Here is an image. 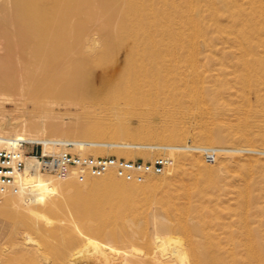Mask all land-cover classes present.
Masks as SVG:
<instances>
[{
    "label": "bare ground",
    "instance_id": "6f19581e",
    "mask_svg": "<svg viewBox=\"0 0 264 264\" xmlns=\"http://www.w3.org/2000/svg\"><path fill=\"white\" fill-rule=\"evenodd\" d=\"M77 1H17L20 39L12 42L11 36L5 35V44L0 43V139H23L44 145L57 142L64 145L63 149L66 145L73 146L72 151L84 156L89 152H108L134 159L135 154L155 152L152 149L157 146L175 148L177 145L165 143L186 139L188 130L181 125L187 116L183 111L187 103L199 111L190 113L196 120L218 112L264 113V0H102V7H78ZM219 4L223 7H217ZM73 20L79 24L93 22L99 32H89L76 44H70L68 34ZM200 42L208 51L202 61L197 58ZM215 43L230 46L227 50H219ZM218 55L224 59H217ZM14 57L17 61H13ZM196 77L202 78L199 88ZM193 80L196 86L189 84ZM250 93L256 95L257 108L262 110H254L250 105L252 101L249 106L240 103V99H248ZM225 94L234 96L230 103H226ZM54 99L69 105L112 103L113 108L100 119L102 121L84 123L70 130L62 131L58 125H51L50 133L63 139L41 138L46 129L36 122L18 117L12 122L6 119L10 111L6 110L8 105L48 103ZM87 116L92 119L89 114ZM133 118L139 121L135 132L129 126ZM155 120L160 121V126L154 125ZM66 138L80 139L70 141ZM197 139L202 143H214L210 130L198 133ZM261 140L264 143V138ZM232 141L251 140L238 137ZM216 149L233 155L242 152L264 155V151L253 149ZM182 153L195 154L172 151L173 159L183 157L172 169L179 176H188L194 183L188 186L184 182L167 181L166 184L175 187L176 192L163 190L165 193L161 194L163 197L159 202L167 207L168 214L177 218L179 222L173 230L182 233L188 243L182 247L181 240L173 238L172 230L158 234L154 237V248L147 242L144 252L136 250V254L141 252L140 258H134L133 251L118 248L114 243L100 242L96 237L109 235L112 242L125 240L110 228L112 223L121 219L127 210L137 218L140 207L150 204L158 194L161 183L148 180L143 186H135L109 173L93 183L86 179L88 176L77 177L88 187L83 190L76 187V177L69 178L65 186L44 174L27 172L22 178L23 191L4 196L38 216L41 214L39 209L44 213L63 209L67 199L70 201L66 194H60L62 197L59 198L52 196L59 195L65 187L74 203L71 211L84 227L82 229L74 222L64 230L69 249L83 248L70 258L93 252L98 258L92 264H188L185 262L187 252L192 257L189 264H264L260 246L245 248L246 257L236 258V254L223 248L217 233L207 231L209 226H206L207 230L202 226L206 254L197 252L184 215L191 209L197 212L195 214L201 212L199 204H193L194 197L203 199L212 189H221L222 183L214 172L225 166L221 162L216 168L206 166L193 156H180ZM193 168L204 173L195 176L188 172ZM183 198L188 205L180 207L179 200ZM2 205L3 209L8 208L6 202ZM259 210L263 212L261 208ZM200 216L196 217L200 219ZM10 217L19 224L30 226L21 215L10 214ZM247 236V239L251 238L252 231H248ZM24 240L31 241L26 237ZM228 241L231 244L237 242L233 233ZM70 258L68 264H74ZM47 259L44 251L23 250L10 256L5 264H41Z\"/></svg>",
    "mask_w": 264,
    "mask_h": 264
},
{
    "label": "rangeland",
    "instance_id": "374dc122",
    "mask_svg": "<svg viewBox=\"0 0 264 264\" xmlns=\"http://www.w3.org/2000/svg\"><path fill=\"white\" fill-rule=\"evenodd\" d=\"M17 1L18 0H0V43L5 42V35H10L12 42H17L20 39L19 26L17 23ZM76 4L78 5V7H102L103 1L78 0ZM217 7L223 6L222 4H219ZM73 21L74 22L71 23V29L68 34L70 44H76L89 32H92L94 34H97L99 32L97 24L93 22L88 23L84 21L83 24H79V22H77L76 20ZM223 44L224 43H215L214 46L219 50H227L228 46H230ZM199 45L200 47L198 48L199 51H197V58L199 57L198 60L202 61L208 51L207 47L202 42H200ZM216 58L222 59L223 56L218 55ZM13 61H17V58L14 57ZM200 71H202V68L200 69ZM210 73L213 74V72ZM200 76L202 77L203 75ZM201 77H196L195 80H198H193V82L190 81L189 84L193 85L195 82L196 84L199 83L197 84L198 86L194 84V86L199 88L202 83L200 81L202 79ZM247 96L248 99L241 98L240 103L245 106H249V104L251 103L250 105L254 110L258 109L259 107L257 108V105L259 106V103L257 102L256 95L250 93ZM225 97L226 103H230V98H234V96L231 97V95L229 94H225ZM16 98L19 99V96L16 95ZM249 98H251L252 100H249ZM16 103L17 105L6 106V110H10L7 113V121L9 120V122H12L13 118L18 117L29 122H36L42 128L46 129L45 135L41 138L47 139H63L60 135H53L50 133L49 127L51 125H58L62 129V131L70 130L79 127L84 123L102 121L100 119H102L105 114H107V112L113 108L112 103H98L96 105H84L80 103L79 105H69L63 100L59 99H54L48 103ZM83 108H87L85 112L83 111ZM195 109L196 107H194V105L188 103L186 104V108L183 109V111L187 113V116H184V119H182V123L184 124L179 123V125L182 124L181 127L185 125V128L188 130L186 133V139L181 142H175L171 144L165 143V145L186 146L188 144H192L193 146L197 147H212L220 149H253L264 151V143H262L261 140L264 138V113L262 111V113L259 111L260 108L257 110L259 111V114L256 115H240V113L238 114L236 112H218L214 113L209 118H198L197 120L191 118L190 116V113L192 112H199ZM86 113L95 120H92L91 118L89 119ZM154 123L155 126H160L159 120H155ZM138 125L139 121L136 118H133L129 121V126L132 132L136 131L135 127H137ZM209 130L212 133V137L214 140L213 144L202 143L197 139L198 133H200L201 131ZM7 132H11L10 134H12V131L10 130H7ZM238 137H245L248 139L250 138L251 141H241L239 143H235L234 141H232L233 139ZM66 139H69L70 141H76L80 138ZM159 155L160 154L157 152L141 153V155L135 154L133 156L135 158L131 159L108 152H98L94 154L89 152L85 154V156H114L118 158H124L126 160L143 159L145 161L152 160ZM183 155L190 157L193 156L206 166L216 168L218 167V164L220 162L225 166L224 168H216L214 172L215 175L219 178L220 183H222L221 189L219 191L212 189L211 192L209 191L206 198L203 199L194 197L193 204H199V211L201 212L198 211L199 213L195 214L197 212H195L194 209H191L187 215H184V220L191 229V240L194 243L197 252L202 255L206 254V238L202 226H204L205 228L206 226H209L208 230L207 228L206 230L214 232L215 234L217 233V235L221 238L223 248L236 254V258H245L246 255L244 249L253 246H260L258 248L262 249V254L264 255V155L249 152L234 153V155L220 153L217 157L216 163L213 164L207 163L204 157L197 153H182L180 156ZM182 159L183 157H175V159H173L174 163L171 169H169L164 175L158 177H150L148 179L151 182H158L159 184L161 183V191L159 188L158 194H156L150 204H146L144 206L142 205L140 207L141 211L137 218L133 217V213L131 210H127L121 219H118L112 223L110 228H114V230H116L118 234L126 238L125 240L120 239L119 242H112L114 240H112V237H110L109 235H106L104 237L97 236L96 239L100 242H107L112 244L114 243L113 245L118 248L133 251L135 252L133 257L140 258V253L144 252V247L147 242L151 244L152 248H154V237H157L158 234L164 235L165 233L171 232L172 230L171 234L173 238L181 240L183 244L182 247H184L188 243V239L182 233L173 230L175 225L179 221L174 216L168 214L167 207L159 202V199L163 197V195L161 194H164L167 191H171L172 193L176 192L175 187L166 184L167 181H172L177 184L184 182L186 185L188 184V186H191L194 183V180L190 179L188 176H179L175 173V171H173L172 168L177 166ZM188 172L192 173L195 176H199V172L200 174L204 173L203 170H198L197 168L189 169ZM44 176H46L47 178L51 177L54 178V180H57L52 175L44 174ZM86 179H88L92 183L97 182L96 180H100V178H92L89 176ZM75 180L78 181L77 183H75L76 187L83 190H88V187L84 184L85 181L80 182V180L82 179H79L77 177ZM60 182H63V185L65 186L69 183L68 179ZM144 184L145 183L140 185H133L143 186ZM258 188L261 189L258 190ZM163 190H165V192ZM61 192L59 193V195L56 194L55 196H52V198H59L65 196L63 194H66L65 197L69 198L70 201L68 202V199V203L65 201L66 203H64L63 209L56 213H44L43 210L39 209L38 212L41 214L38 216L34 215L35 213H30V211H27V209L22 204H18L17 201H9L8 199H5V196L1 198L0 213L2 214H0V264H5V261L10 256L16 253H20L23 250L26 252H33L36 250L44 251L47 254L48 259L44 260L41 264H54V261L59 262L55 264H68L70 255L76 254L79 250H81L82 247L69 249L65 242L64 230L71 226L72 223L76 222L82 229H84V227L82 223L78 222L77 216L74 215V213H72L71 211V209L74 208V203L72 202L71 197H69L70 195L66 193L65 187H63V190ZM60 194H62V196ZM244 194L248 195V197L244 196ZM256 200L258 201V203ZM179 201H181L179 205L180 207H185L186 205H188L187 200L184 198L180 199ZM3 202L7 203L8 208L3 209ZM200 203H202L203 205L201 206ZM209 207L213 208L211 209ZM260 208L263 210V212L259 210ZM206 209H208V212ZM258 212H260L261 214ZM210 213L212 214L210 215ZM10 214H13L14 216L21 215L25 220H27L30 226L28 227L19 224L17 220L13 219V217H10ZM43 214H45L46 216H44ZM198 215H201L200 219L197 218ZM248 231H252V237L247 239ZM230 233H233L235 235V238L237 239V242H235V244H231V242L228 241ZM244 235L246 236V240ZM25 237L30 238L31 241H29L28 243L27 241L25 242ZM226 239L228 242L226 241ZM238 242H240L241 244H239ZM250 243H252V246L250 245ZM136 250L141 251L137 253L139 256L136 254ZM79 255L70 258L75 261L74 264H92L98 258V255H95L93 252H84V254ZM54 257L57 258V260H55ZM111 258L117 259V257ZM191 260V253L187 252V258L185 259V262L187 261L186 263L189 264Z\"/></svg>",
    "mask_w": 264,
    "mask_h": 264
},
{
    "label": "built area",
    "instance_id": "2783aa9c",
    "mask_svg": "<svg viewBox=\"0 0 264 264\" xmlns=\"http://www.w3.org/2000/svg\"><path fill=\"white\" fill-rule=\"evenodd\" d=\"M178 145L175 148L157 146L152 149L160 155L152 160H126L118 157L83 156L72 151L73 146L57 142L30 143L23 139H0V200L6 194L18 195L23 191L22 178L27 172L52 175L59 181L71 177L101 178L113 173L126 183L143 184L150 177L164 175L174 160L170 153L193 152L213 164L220 154L216 148L193 149ZM51 148V149H50Z\"/></svg>",
    "mask_w": 264,
    "mask_h": 264
}]
</instances>
